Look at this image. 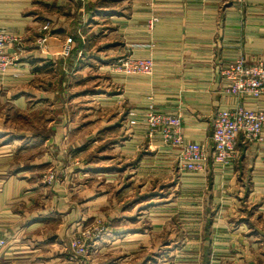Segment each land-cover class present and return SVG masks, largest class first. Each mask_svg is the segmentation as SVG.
<instances>
[{"label": "crops", "instance_id": "1", "mask_svg": "<svg viewBox=\"0 0 264 264\" xmlns=\"http://www.w3.org/2000/svg\"><path fill=\"white\" fill-rule=\"evenodd\" d=\"M85 2L89 1L0 0V28L20 39L22 47L17 65L0 76V241H6L0 264H72L68 247L75 219L87 223L90 204L101 206L112 198L101 189L90 191V176L102 173L89 165L94 166V157L100 158L101 136L123 119L130 128L119 148L129 158V179L143 191L148 186L161 194L165 187L171 190L164 193L167 200L175 198L181 204L173 215L184 221L188 214L197 222L194 227L184 223L181 232L189 236L186 247H202V264H214V247L238 244L244 259L253 261L251 256L258 252L263 260L259 252L264 248V144H245L240 136V158L233 166L210 159L205 173H190L182 170L178 149L148 136L145 118L151 105L178 115L186 141L205 144L211 152L217 113L239 104L225 94L221 69L242 55L264 58V0H129L128 20L116 21V36L134 46V57L153 59V75H114L118 93L111 103L104 107L98 94L94 105L80 107L77 113L75 104L83 101L76 103L74 99L82 96L72 97L73 86L86 87L84 78L90 71L102 69L101 58L85 50L93 33L83 13ZM154 16L158 22L151 31ZM72 35L82 39L84 48L66 59L61 51ZM74 71L83 82L71 81ZM241 102L264 111V96ZM14 114L32 124L22 129L26 124L15 121ZM41 119L47 123V137L38 131ZM85 122L92 128H84ZM75 157L88 166L75 170L70 163ZM47 167L66 171L68 181L46 183ZM184 204L193 211H183ZM98 205L92 210L113 217L106 221L108 226L118 223L113 248L138 241L132 238L134 229L121 227L124 209L119 213ZM168 212L153 220L142 236L165 232ZM170 241L166 246L173 245ZM101 261L96 264H106Z\"/></svg>", "mask_w": 264, "mask_h": 264}, {"label": "rangeland", "instance_id": "2", "mask_svg": "<svg viewBox=\"0 0 264 264\" xmlns=\"http://www.w3.org/2000/svg\"><path fill=\"white\" fill-rule=\"evenodd\" d=\"M88 1L89 2L84 3L82 8L83 13L90 19L88 25L89 28L93 30V33L92 37H89V40L85 43V50L88 55L96 57L98 55V57L102 59L98 61L102 69L100 72L96 70L90 71V74L84 78L86 87L83 88L82 85L80 87L78 85L73 86V91L71 92L72 97L76 98L81 95L82 98H76L74 100L77 101L76 103H78V101H83V103L75 104V111L77 113L80 111L78 110L80 107H91V105H94L96 100H93L95 99L93 97L98 94L102 95L100 97H103L102 99L105 101L103 102L105 103L104 107H107L106 104L111 103L108 101H111L116 92L118 93V89L114 87L115 82L112 76H124L121 72V60L133 56L132 49L134 47L131 44V46L126 45L128 43L116 36V32L119 28L116 21L120 17H122V19L127 18L126 21L128 20L126 15L128 14L130 5L129 0ZM122 19L120 20L122 21ZM151 22H154L155 26L158 22L157 17L154 16L150 20V23ZM72 38L75 42L76 39L73 35ZM70 76L74 84L82 81L80 73L77 71H74ZM77 89L80 90L77 91ZM78 93L80 95H78ZM95 106L97 107V104H95ZM13 119L21 124H26L25 127L22 126V129L25 130L27 124H32V120H29L27 117L23 119L16 114H14ZM36 122H38V120ZM126 122L125 119L118 120L114 128L110 131L107 130V132L101 136L104 142L99 146L98 150H102V153H99L100 158H102L97 159L93 156L94 159L92 162L94 166L89 165V169L94 167V169L98 170L94 172H100L102 174H100V176L91 175L90 177H93V179L90 181L88 187L90 191H95L96 193L101 190L109 193L112 195V198L109 201H101V206L98 205L99 202L90 204L89 209L91 213L87 223H82V221L78 222V220L75 219L77 222H74L75 230L73 231L68 247V260L70 261V257L76 255L73 250V243L75 241L84 240L87 253L84 257H79V259H82V264H91L92 261L96 264L102 260L99 258H104V261L101 262L106 264H112L114 261L116 264H202V247H186L189 236L181 232L184 223H186L185 226L189 225L190 227H194L197 222H195V220L193 221V217H190L191 215L188 214L183 217L184 221L182 217L177 219V216L173 215L176 211L175 207L181 204H177V199L175 198L167 200L164 193H168L170 189L165 187L161 194L155 187L150 191V186H148L147 190L144 189L143 191V188L140 187L139 184L134 185L129 179L131 173V165H129L128 162L129 158L122 154L119 148L128 136L127 131L128 128H130V124L127 123L125 126ZM39 123L40 126L38 131L41 132L42 136L47 137L50 133L47 123L43 119H41ZM86 124L87 122H85L84 128H88V126L92 128L91 125L86 126ZM13 127L14 126H12V128ZM92 140L86 144L87 147L92 146ZM114 147L118 148L114 150ZM95 153L96 152H93L92 155L96 156L97 154ZM70 163L75 165V170L88 166L86 163L83 164L81 158L78 157L70 159ZM49 168L47 167V169H45L46 172L43 174L46 183H48L47 179L50 175L54 176V180L50 184L62 185L68 181L66 176L70 175L69 173H66V171L56 172L55 168ZM116 179L119 180L120 184L116 183L118 181H116ZM126 187L128 188L126 189ZM117 191L120 192V198L117 197ZM97 205L100 208L105 207L110 211H117L119 213L124 209V216L119 219V222L123 220L121 227L124 226L129 229H134L135 233H132V238L138 239V241L133 242V245L129 247L122 245L121 247L113 248L112 245L114 243V237L116 236L115 228L118 226V223L117 221H113L111 222V226H108L106 221L113 217H109V215L103 212L97 213V211H93L92 209H96ZM162 206H164V209L169 210L170 220H168V229L162 233L148 232L147 237H143L142 235L146 233L144 230H149V226L152 225L153 220L162 217H159L162 213H165L164 217L167 216L168 210H164V212ZM183 207V211H193L190 208L192 206L189 204H184ZM103 214L105 216H103ZM110 215H112V213ZM171 239L173 240V245L166 246V243ZM211 253L213 255L212 260L214 264H264V248L262 252H259L263 260L261 258L258 259V252H256L255 255L251 256L253 261L251 258L248 260L244 259V250H242L239 244L233 247H214ZM117 255L118 258H116ZM132 255H134L133 258L131 257ZM261 261H263V263ZM70 263L74 264V262Z\"/></svg>", "mask_w": 264, "mask_h": 264}, {"label": "built area", "instance_id": "3", "mask_svg": "<svg viewBox=\"0 0 264 264\" xmlns=\"http://www.w3.org/2000/svg\"><path fill=\"white\" fill-rule=\"evenodd\" d=\"M154 29V22L149 25ZM20 39L0 28V76H5L14 68L22 51ZM41 46L45 39L39 40ZM74 41L68 38L63 45L61 57L70 58ZM121 72L125 77H151L154 61L151 58L126 57L121 60ZM227 86L225 94L238 99L233 109L220 110L214 120L213 149L207 145L187 142L182 132V120L178 115L159 111L154 105L148 108L145 118L148 136L159 137L165 146L178 149L182 170L190 173H205L210 159L223 167L233 166L240 158L238 143L240 136L245 144H264V111L249 108L241 102L246 99L258 100L264 96V58L249 60L242 55L225 65L220 72ZM54 176L47 179L52 183ZM6 241H0V248ZM73 250L76 255L70 262L82 264L87 253L84 240L75 241Z\"/></svg>", "mask_w": 264, "mask_h": 264}, {"label": "trees", "instance_id": "4", "mask_svg": "<svg viewBox=\"0 0 264 264\" xmlns=\"http://www.w3.org/2000/svg\"><path fill=\"white\" fill-rule=\"evenodd\" d=\"M75 39H76V41H75L76 44H75V42H74L73 46H74V45H77V46H76V48H75V46H74V48H73V50H72V55H71V57H70L69 59H71V58H72V57L78 52L79 49L84 48V46H83L84 44H83L82 39H81L79 36H78V37L76 36ZM204 264H206V263H204Z\"/></svg>", "mask_w": 264, "mask_h": 264}]
</instances>
